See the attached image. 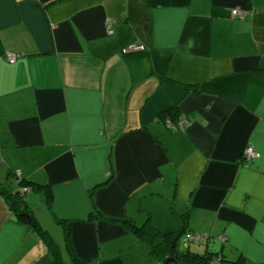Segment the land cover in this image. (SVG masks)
Wrapping results in <instances>:
<instances>
[{"label":"crops","instance_id":"obj_1","mask_svg":"<svg viewBox=\"0 0 264 264\" xmlns=\"http://www.w3.org/2000/svg\"><path fill=\"white\" fill-rule=\"evenodd\" d=\"M23 186L41 231L4 194ZM0 190V264L149 256L90 193L110 218L183 228L179 250L264 263V0H0Z\"/></svg>","mask_w":264,"mask_h":264},{"label":"trees","instance_id":"obj_2","mask_svg":"<svg viewBox=\"0 0 264 264\" xmlns=\"http://www.w3.org/2000/svg\"><path fill=\"white\" fill-rule=\"evenodd\" d=\"M124 55L126 56L127 61L130 63L134 75L143 77L148 74V71L142 70L144 59L149 57L148 51H146L145 49L129 51V52H125ZM160 115L162 118L168 117V119H170L171 121L177 122L176 119L179 117V107L178 105L169 107L168 109L163 111ZM106 183L100 184L97 187L103 186ZM21 184L31 186L30 184H27L25 180H22ZM32 187L33 186H31V188ZM34 187L44 189L46 200L48 203L51 204L54 196L51 186L36 183ZM4 194L10 206L16 211L20 221L28 223L29 225L33 226L36 230L41 231L34 215L29 210L25 209L23 196H20L18 191L16 193L4 192ZM90 198L94 208L91 215H97L96 217L105 218L110 221L122 222L125 225V227L128 229V231H130L141 242L145 243L148 246V255L153 259L158 260V262H160L161 264H166V262L169 259H173V261L181 264H215L214 262L217 261V258L221 257L218 253L213 251H206L205 253L202 254L193 252L189 249L187 251H181L179 250L178 246H179V239L182 236V232L184 231L183 228L179 230L170 229L167 231H162L159 228H157L155 225H153L149 220L139 225L127 217L121 219L110 218L97 209L94 202L93 193H90ZM182 218L184 219V221L187 222L188 214H183ZM66 241L68 246H70L69 228L67 226H66ZM52 249L55 255L56 264H62L58 250L56 248H52ZM71 252H72L74 264H88L80 261L78 258H76L74 252L73 251ZM229 264H249V263L243 257H239L237 260L230 261ZM260 264H264V263H260Z\"/></svg>","mask_w":264,"mask_h":264},{"label":"built area","instance_id":"obj_3","mask_svg":"<svg viewBox=\"0 0 264 264\" xmlns=\"http://www.w3.org/2000/svg\"><path fill=\"white\" fill-rule=\"evenodd\" d=\"M246 14H247V12L245 10H241L238 8H234L231 10V16L233 18H244L246 16ZM113 21L114 20H112V19L108 20L109 26L113 23ZM138 49H142V47L140 48L139 46H132V47L126 49V51H133V50H138ZM7 57L11 63H14L17 59L16 55L11 54V53H8ZM167 123H168V126L171 127L172 129H178L181 126V124H187V121L184 118H180L178 122H173V121L168 120ZM254 156H256V152H255L254 148L251 146L246 148L245 153H244V158L251 159ZM16 177L19 179V181L21 180V172L20 171L16 173ZM30 189L31 188L28 186H23L19 189L18 192H19L20 196H24L26 193H28L30 191ZM205 239H207L206 236H198V235H195V234L189 232L187 234V237H186V242H188V245H189V243H191V242H195V241L200 242V241H203ZM220 262H221V258H217V261L215 263L219 264Z\"/></svg>","mask_w":264,"mask_h":264},{"label":"rangeland","instance_id":"obj_4","mask_svg":"<svg viewBox=\"0 0 264 264\" xmlns=\"http://www.w3.org/2000/svg\"><path fill=\"white\" fill-rule=\"evenodd\" d=\"M143 224V223H142ZM141 225V224H140ZM183 239V238H182ZM181 239V241H180V248H181V251H183V250H188V248H186L185 246H184V242H183V240ZM58 240V239H57ZM186 240V239H185ZM195 242H197V241H195ZM63 245V244H62ZM193 246H195V245H193ZM146 247H145V245L144 244H142V248L140 249V250H137V258H135L137 261H135V260H128V262H129V264H131V261L132 262H134L133 264H156V261H155V259H153L152 257H150V256H145V249ZM127 250H128V248L127 249H125L124 251H119V252H121L122 253V255H123V253L124 254H127L128 252H127ZM194 252H195V250H194ZM205 252V250H202V252H201V254L202 253H204ZM221 258V257H220ZM221 262H222V258H221ZM220 262V263H221ZM167 264H179V263H176V262H170V263H167ZM225 264V263H224Z\"/></svg>","mask_w":264,"mask_h":264},{"label":"water","instance_id":"obj_5","mask_svg":"<svg viewBox=\"0 0 264 264\" xmlns=\"http://www.w3.org/2000/svg\"><path fill=\"white\" fill-rule=\"evenodd\" d=\"M171 261V259H169L167 262H166V264L168 263V262H170ZM179 264H181V263H179Z\"/></svg>","mask_w":264,"mask_h":264}]
</instances>
